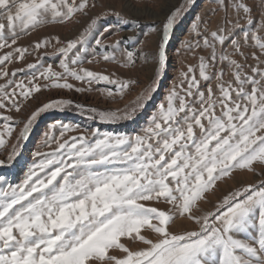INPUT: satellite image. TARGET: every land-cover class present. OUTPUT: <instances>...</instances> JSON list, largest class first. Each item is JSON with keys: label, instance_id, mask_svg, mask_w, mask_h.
<instances>
[{"label": "snow or ice", "instance_id": "snow-or-ice-1", "mask_svg": "<svg viewBox=\"0 0 264 264\" xmlns=\"http://www.w3.org/2000/svg\"><path fill=\"white\" fill-rule=\"evenodd\" d=\"M215 3L213 14L223 11V23L212 29L211 20L194 17L192 39L181 47L198 62L180 70L139 132L53 117L22 179L9 182L0 171V264H264V178L230 191L212 210L202 207L234 173L264 177V0ZM196 4L183 0L162 26L144 31L103 0H0V169L18 162L45 114L76 112L109 125L133 120L159 89L170 40ZM110 17L114 22L102 23ZM82 18L87 23L74 39L19 44L45 26ZM129 29L134 35L107 42ZM150 34L157 46L147 52ZM49 47L59 55V70L43 61L41 50L48 55ZM201 50L207 55L197 57ZM29 56L35 62L9 71ZM101 61L130 70L151 64L153 79L123 108L60 98L24 119L11 115L53 89L83 94L104 85L96 90L123 100L138 82L85 66ZM178 219L197 227L174 232Z\"/></svg>", "mask_w": 264, "mask_h": 264}, {"label": "rangeland", "instance_id": "rangeland-1", "mask_svg": "<svg viewBox=\"0 0 264 264\" xmlns=\"http://www.w3.org/2000/svg\"><path fill=\"white\" fill-rule=\"evenodd\" d=\"M207 1V5L204 6V3ZM174 2H178L179 5L183 3V0H143L142 3H138L137 0H103V3L114 8L125 12L130 19H136L140 22L144 31L152 26L156 25L157 27L162 26L165 16L169 13L166 12L171 4ZM256 3L259 4V0H256ZM178 5V6H179ZM177 6V7H178ZM213 9H217V4L215 0H197V4L193 7L185 17H183L182 21L179 23L178 27L175 29L174 35L172 37V43L168 46V56L169 63L165 70V73L162 77L159 89L156 93H154L153 100L148 103L144 110H142L138 115L131 121H123L115 125L109 124H98L96 121L88 119L86 116H81L76 112H65V113H49L45 114L41 117L40 120L43 119V125L40 127L39 132L34 138L33 142H38L37 148L40 146V141L42 139V133L47 130V123L50 120H53V117H60L62 120L78 123L83 128L89 127H100L102 130L106 131H118L122 133L135 134L139 132L143 126L146 124L149 117L158 109V105L165 101V96L167 94L168 89L172 86L173 83L178 82V76L180 70H187L185 65L191 64L196 65L197 59L193 58L190 54H185V50L181 47L182 42L185 39H192V36L189 35L191 28L190 25L194 20V17L200 15L204 20H211V28L215 29L218 24L223 23L224 12L217 11L216 14H213ZM174 10V9H173ZM96 11H99L97 9ZM95 14V13H93ZM114 22V18H108V20L102 21V23ZM87 23L86 18H82L81 23L79 24H69V25H48L37 32H34L31 36H25L23 39L19 41L21 46H28L34 43L38 39H42L46 36H59L62 41H66L68 39H74L76 36L80 34L83 30L84 26ZM134 35L132 29L128 31H121L120 35H111L109 36L107 42L112 43L116 39H123L128 36ZM108 36V34H106ZM144 50L147 52H152L156 49L157 46V36L156 34H150L148 37L144 38ZM171 41V40H170ZM131 45H129L130 47ZM45 50H41V55L43 56V61L45 64H53L54 68L59 70L58 68V60L59 55L55 52L54 49L49 47L47 49L48 55H43ZM204 54L207 55V52L204 50L198 51L196 56ZM35 62L34 56L27 57L25 62H17L9 66V71L24 67L26 63ZM91 70L95 71H104L107 73L115 72L117 75L124 78H131L138 82V86L131 88L125 95L123 100L117 98L116 102H112L106 98V95L96 89L106 87L104 85L94 86V90L90 93H75V92H67L65 90H56L53 89L51 91H42L37 94L36 99L30 101V106L26 109V111L17 114L15 112L11 113L16 119H24L27 113L31 112L35 107L40 104L46 103L51 99H72L78 103H83L88 106L98 107L101 109H119L123 108L126 104H129L131 101L135 99V97L151 82L154 74V66L149 65H141L138 62L137 67L134 70L123 69L120 68L116 64H109L104 61H101L99 64H91L85 65ZM226 67V66H225ZM227 72V69H226ZM18 76H23V73L18 74ZM231 78V73L227 72L226 79ZM3 83V81H0ZM83 96L90 97L93 99V102H88V100L83 101ZM81 98V99H80ZM95 101V102H94ZM152 111V114L149 113ZM46 119V120H45ZM51 125V124H50ZM15 139V135L13 140ZM33 146H29L30 148ZM36 148V149H37ZM32 153V152H31ZM4 152L0 151V159L4 158ZM21 161H18L16 164L12 166L10 169H0L3 174L7 177L9 182H14L19 177L22 179V173L26 170V165L31 163V157H21ZM264 178L260 176H256L250 174L248 172H237L234 173V179H228L227 182H219L218 190L215 191V195L210 196L209 199L211 203L202 204V207L205 210H212L213 206L221 200L225 195H227L230 191L247 185V184H258L259 181ZM157 207L165 208L166 205L159 204ZM196 225H194L191 221L186 219H178L176 223L172 226V231L181 233L186 230H195ZM141 245H137L140 247Z\"/></svg>", "mask_w": 264, "mask_h": 264}, {"label": "bare ground", "instance_id": "bare-ground-1", "mask_svg": "<svg viewBox=\"0 0 264 264\" xmlns=\"http://www.w3.org/2000/svg\"><path fill=\"white\" fill-rule=\"evenodd\" d=\"M179 5V3L178 2H174V3H172L171 4V7H169L168 8V10H166V12L167 13H169L170 11H172L173 9H175L177 6ZM207 5V1L204 3V6H206ZM166 17V16H165ZM173 40L171 39V41L170 42H172ZM172 43H170V45H171ZM81 99V98H80ZM82 100L83 101H86V100H88V102H93V99L92 98H90V97H86V96H83V98H82ZM95 102V101H94ZM84 103V102H83ZM149 113H151L152 114V111H150ZM43 117V116H42ZM57 118H59V119H61L60 117H57ZM46 120V119H45ZM53 123V120H50L48 123H47V126H49L50 124H52ZM43 125V119L42 120H40L39 122H38V125H37V128L33 131V134H32V136L30 137V139H29V141L28 142H26L25 144H24V146H23V148H22V151H21V154H20V156L17 158V161H21L20 159H22L21 157H23V158H25V157H31L32 155V153L31 152H33V151H35L36 150V148H37V146H38V142H36V143H34L33 142V140H34V138L36 137V135H37V133L39 132V130H40V127ZM29 146H33V148L31 147L30 149H29Z\"/></svg>", "mask_w": 264, "mask_h": 264}]
</instances>
